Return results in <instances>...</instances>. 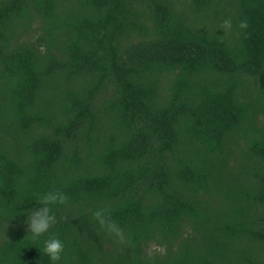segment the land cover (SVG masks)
<instances>
[{
  "label": "trees",
  "instance_id": "16d2710c",
  "mask_svg": "<svg viewBox=\"0 0 264 264\" xmlns=\"http://www.w3.org/2000/svg\"><path fill=\"white\" fill-rule=\"evenodd\" d=\"M0 264H264V0H0Z\"/></svg>",
  "mask_w": 264,
  "mask_h": 264
},
{
  "label": "clouds",
  "instance_id": "9594fccd",
  "mask_svg": "<svg viewBox=\"0 0 264 264\" xmlns=\"http://www.w3.org/2000/svg\"><path fill=\"white\" fill-rule=\"evenodd\" d=\"M223 24L226 28L231 27V22L229 20L223 21ZM240 27H247V22L241 21ZM65 199L66 197L60 191H49L39 197V200L37 201V205L39 206H36L31 211L30 215L26 217L27 228L30 230L34 239L41 234L46 233L50 226L55 223V216L49 205L53 203H63ZM95 215L99 217L101 212L97 211ZM110 227H113L115 230V226ZM43 245L42 251L48 255L51 261L55 262L60 259L64 245L59 238H47L43 241Z\"/></svg>",
  "mask_w": 264,
  "mask_h": 264
}]
</instances>
